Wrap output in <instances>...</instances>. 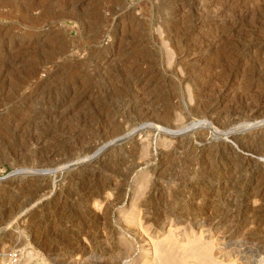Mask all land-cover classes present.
Returning a JSON list of instances; mask_svg holds the SVG:
<instances>
[{
	"label": "rangeland",
	"instance_id": "rangeland-1",
	"mask_svg": "<svg viewBox=\"0 0 264 264\" xmlns=\"http://www.w3.org/2000/svg\"><path fill=\"white\" fill-rule=\"evenodd\" d=\"M262 128L264 0H0V264H264Z\"/></svg>",
	"mask_w": 264,
	"mask_h": 264
},
{
	"label": "bare ground",
	"instance_id": "bare-ground-1",
	"mask_svg": "<svg viewBox=\"0 0 264 264\" xmlns=\"http://www.w3.org/2000/svg\"><path fill=\"white\" fill-rule=\"evenodd\" d=\"M211 119V118H210ZM258 124H261V123H253V124H248V125H244V126H242V127H239V128H237V129H232V130H229L228 132H226L225 133V135H226V137H229V138H231V139H234V141L236 140H241L242 139V137H245V135H249V134H251V133H254L255 132V129L256 128H252V127H254V126H256V125H258ZM205 125H207V126H209V125H213V123L211 122V121H209V122H202V123H198V124H194V125H192V127H190L192 130L193 129H196L197 127H199V126H205ZM206 127V126H205ZM150 128V127H149ZM162 128V127H161ZM160 128V129H161ZM158 129H159V127H158ZM261 129V128H260ZM262 129H264V128H262ZM128 130V129H127ZM148 129H147V127H141V128H135L134 129V133L135 132H138V131H141V132H146ZM167 130V129H166ZM219 130V129H218ZM169 130H167V132H168ZM187 131V130H186ZM186 131H184L183 132V134L186 132ZM189 131V130H188ZM216 131V130H215ZM140 132V133H141ZM170 132V131H169ZM178 132H180V131H175V132H173V131H171L170 133L171 134H174V135H177L178 134ZM216 133H218V132H216ZM216 135V134H215ZM218 137V136H217ZM245 142V141H244ZM110 144V143H109ZM244 144V143H243ZM243 144H242V147H243ZM108 145V144H107ZM246 145V144H245ZM104 147V146H103ZM102 147V149H98L99 151L98 152H95L89 159L88 158H86V159H88V161H90V160H94V159H97L101 154H103L102 152L108 147V146H105L104 148ZM247 147V146H246ZM244 148V147H243ZM242 148V149H243ZM251 148V147H250ZM245 149V148H244ZM247 150V149H246ZM251 150V149H250ZM248 151H249V148H248ZM252 152H254V151H252ZM247 153V152H246ZM254 154V153H253ZM249 155V154H248ZM254 155H256V154H254ZM262 158H263V160H264V156H261ZM262 158H260V159H262ZM248 160V159H247ZM250 161V160H249ZM256 164L257 165H260L261 164V162H260V160H258L257 162H256ZM263 164V163H262ZM243 165V164H242ZM246 166V165H245ZM261 166V165H260ZM50 172V171H49ZM49 172H48V170L46 171V170H41V171H39L38 173L39 174H36V175H40V174H42V176H46V175H48L49 174ZM22 173V172H21ZM37 173V172H36ZM24 174V173H23ZM19 175V174H18ZM25 175V174H24ZM33 175H35V174H33ZM165 242V241H164ZM167 243V242H166ZM203 247V246H202ZM202 250V249H201ZM206 251V250H205ZM205 251H203L204 253H205ZM200 253V252H199ZM198 255V254H197ZM172 256V255H171ZM201 256V255H200ZM208 256V255H207ZM167 257V256H166ZM175 258V257H174ZM175 260V259H174ZM177 260V259H176Z\"/></svg>",
	"mask_w": 264,
	"mask_h": 264
},
{
	"label": "water",
	"instance_id": "water-1",
	"mask_svg": "<svg viewBox=\"0 0 264 264\" xmlns=\"http://www.w3.org/2000/svg\"><path fill=\"white\" fill-rule=\"evenodd\" d=\"M17 172H11L0 177V203L3 205L7 202V199L13 196L18 199L22 193L23 188L20 180L17 179ZM51 185L48 184L46 187H50Z\"/></svg>",
	"mask_w": 264,
	"mask_h": 264
},
{
	"label": "built area",
	"instance_id": "built-area-1",
	"mask_svg": "<svg viewBox=\"0 0 264 264\" xmlns=\"http://www.w3.org/2000/svg\"><path fill=\"white\" fill-rule=\"evenodd\" d=\"M4 256L3 264H20L24 258V249L11 248L2 252Z\"/></svg>",
	"mask_w": 264,
	"mask_h": 264
}]
</instances>
